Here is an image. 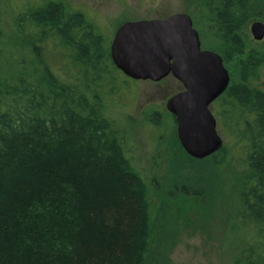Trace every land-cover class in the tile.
<instances>
[{"label":"trees","instance_id":"1","mask_svg":"<svg viewBox=\"0 0 264 264\" xmlns=\"http://www.w3.org/2000/svg\"><path fill=\"white\" fill-rule=\"evenodd\" d=\"M202 11L220 38L208 49L228 63L245 54L243 28L264 20V0H205ZM17 25L22 43L3 41L21 45L26 65L0 70V264H149V188L104 111L120 70L111 41L86 11L56 0L19 13ZM50 50L77 68L73 80L53 70ZM262 66L264 39L241 60L242 81L211 104L252 173L241 216L251 227L243 251L253 264H264V89L247 81ZM158 112L145 109L151 118ZM229 155L224 143L204 159L222 164Z\"/></svg>","mask_w":264,"mask_h":264},{"label":"rangeland","instance_id":"2","mask_svg":"<svg viewBox=\"0 0 264 264\" xmlns=\"http://www.w3.org/2000/svg\"><path fill=\"white\" fill-rule=\"evenodd\" d=\"M46 1L0 0V27L4 32V38H0V70L6 67L18 70L26 65L27 56L21 45L5 46L3 39L10 36L15 41L14 37L18 36L17 41L22 43L17 16ZM56 1L86 11L109 41L127 20L165 18L177 12L192 16L203 48H211V41L220 39L214 26L205 19L202 11L205 0ZM258 20L264 21L255 17L243 28L245 54L225 63L231 82L242 81L241 60L251 48L261 45L262 40L255 39L251 31L252 24ZM11 51L15 59L12 63L8 59ZM48 55L54 59L53 70L61 78L73 80L77 68L73 69L67 60L57 61L55 50H50ZM117 75L116 92L105 99L104 111L135 171L149 188L155 229L149 264H253L243 251L251 227L241 216V192L252 173L243 159L240 141L224 133L218 124L229 148L228 160L215 164L209 159L191 157L181 145L177 123L166 108L167 100L184 89L183 83L172 74L162 81L136 80L120 70ZM247 83L264 89V66ZM149 105H156L159 110L153 118L145 114Z\"/></svg>","mask_w":264,"mask_h":264},{"label":"water","instance_id":"3","mask_svg":"<svg viewBox=\"0 0 264 264\" xmlns=\"http://www.w3.org/2000/svg\"><path fill=\"white\" fill-rule=\"evenodd\" d=\"M251 31L263 40L264 21H255ZM110 49L116 67L130 78L160 81L173 74L183 83L166 107L175 115L179 140L191 157L204 159L222 148L211 104L226 91L231 75L220 53L203 48L189 13L127 20L117 28Z\"/></svg>","mask_w":264,"mask_h":264},{"label":"flooded vegetation","instance_id":"4","mask_svg":"<svg viewBox=\"0 0 264 264\" xmlns=\"http://www.w3.org/2000/svg\"><path fill=\"white\" fill-rule=\"evenodd\" d=\"M112 39H113V38H112ZM169 75H170V74H169ZM169 75H168V76H169ZM172 75H173V74H172ZM168 76H166V77H168ZM173 76H174V75H173ZM166 77H165V78H166ZM165 78H163V79H165ZM163 79H162V80H163ZM177 79H178V78H177ZM162 80H160V81H162ZM178 80H179V79H178ZM179 81H180V80H179ZM181 83H182V82H181ZM182 90H183V89H182ZM180 91H181V90H180ZM178 92H179V91H178ZM176 93H177V92H176ZM174 94H175V93H174ZM174 94H173V95H174ZM166 103H167V102H166ZM166 108H167V107H166ZM167 112L170 113V114H172L168 109H167ZM172 115H174V114H172ZM173 118H174V120L176 121V117H175V115H174ZM176 123H177V121H176Z\"/></svg>","mask_w":264,"mask_h":264}]
</instances>
